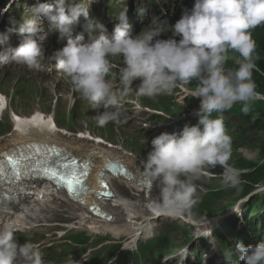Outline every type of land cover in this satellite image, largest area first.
Listing matches in <instances>:
<instances>
[{
  "label": "clouds",
  "instance_id": "obj_1",
  "mask_svg": "<svg viewBox=\"0 0 264 264\" xmlns=\"http://www.w3.org/2000/svg\"><path fill=\"white\" fill-rule=\"evenodd\" d=\"M87 2L38 3L32 9L33 18L15 28L22 37L18 46L5 44L6 38L0 40V44H5L0 48V64L15 62L43 70L46 36L42 22L57 26L61 38L67 37V44L51 58L84 100L97 110L103 109L98 119L100 127L122 122L120 97L129 94L136 80L141 82L139 94L150 98L171 95L178 85L195 80L191 96L200 99V109L195 112L199 123L185 125L181 134L165 132L154 138L153 150L144 161L147 175L152 182H159L160 195L153 200L155 210L158 215L171 218L192 215L199 203L193 177L198 178L204 169L217 165L223 168L225 186L240 188L247 170L229 164L232 137L227 134L223 118L211 116L228 111L237 103L243 104L242 112L247 115L251 102L260 95L253 79L257 44L252 31L264 25V0H196L172 28L173 36L181 37L179 41L155 39L166 31L159 22L133 37L127 8L117 16L119 23L109 35L105 25H95ZM81 16L86 21L85 31L91 32L94 26L99 30L87 43L83 34L74 38L71 35ZM229 51L242 57L235 70L226 68ZM117 56L123 58L122 67L110 59ZM117 74L119 92L114 91L113 83ZM17 231L13 225L0 227V264H44L39 245H20L14 236ZM187 251L183 250L181 264L188 258ZM235 253L244 264H264V241L248 246L241 241ZM231 255L224 256L226 264H231Z\"/></svg>",
  "mask_w": 264,
  "mask_h": 264
},
{
  "label": "bare ground",
  "instance_id": "obj_2",
  "mask_svg": "<svg viewBox=\"0 0 264 264\" xmlns=\"http://www.w3.org/2000/svg\"><path fill=\"white\" fill-rule=\"evenodd\" d=\"M18 2H23L21 0H8L6 3V8H8V12H14L17 11L18 8L15 6ZM46 3L55 2V0H45ZM102 6L105 9H108L109 11L113 13L120 14V8L121 3L117 0H101ZM29 5V9L27 11H24L26 19L33 18L32 17V9L36 6V4L32 2L27 3ZM14 10V11H13ZM7 13V12H6ZM128 14H134L135 11L133 8L129 9ZM16 18L18 16H15ZM10 18V21H7L6 19ZM144 16H138L136 21H131V27L139 26V22L144 20ZM1 25H9L12 21L15 20V18L9 16L8 14L5 15V17L0 19ZM175 25V23H174ZM53 28L56 29L57 26L53 25ZM166 30V29H165ZM256 40V39H254ZM261 43L264 42V39H261ZM264 49V47L260 50ZM257 70V69H256ZM255 70V71H256ZM263 77V75H260ZM114 83V91L120 86L119 81H113ZM47 91L42 93L39 96H36L40 99L39 105L37 107H34L29 98L32 96H24L20 99L19 106L20 109L24 112H21L20 109H18L17 105L7 106L5 108L6 111H18L23 114H29L32 115V113H39V115L44 116V121H46L49 117H55L58 118V116L66 117L69 114L70 106L72 107V97L68 92L61 91L56 88L46 89ZM241 110V109H240ZM125 114L123 113L122 116V124L125 125V127H120V131L112 130L114 132V139L113 140V146H107L104 147L103 150L101 148H96L97 151H101L99 155L97 156H90L86 159L91 160L94 164L91 166L90 174L87 177V186L90 188V190L96 192L100 190V186L98 184V180L107 181V182H114L111 179V176L113 175L114 178H118L119 182L124 183L127 185L125 189V193L127 195V199L123 198L120 195H114L113 198H111L109 201H107L103 208L107 212L111 213L114 216V219L107 222L105 220H98L96 217H93L90 219L86 208L92 204H96L98 199L95 197L94 194H87V197L85 198V204L84 206L79 205L78 203H74L70 201L66 196V191L63 188H57L55 185H53L50 182H46V185L43 187H37L33 190L32 195L27 194L23 199H20L18 201L13 200L12 202L15 203L14 206H12L8 211L2 213L0 211V227H3L5 225H13L17 227L18 229H22L26 225L30 228H34L36 226H43L40 230L44 232H48L50 230V222H53L55 217L58 219L62 216V214H68L71 218L75 219L73 223V228L81 229V230H87L89 232L90 229H98L97 231L102 234H110L111 236H121L123 235L126 237V241H129V244H125V254L123 256H120L119 258H115L116 261L113 262H107V261H99L95 260L94 263L98 264L101 262V264H160L158 262L151 263V256L146 255L145 258L140 259V253H144L148 251V248L145 244L142 242H145L148 239V236L151 233V229L155 230L156 225L154 223H160L164 226L163 223H161V220H163L162 215H158L153 200L156 199L160 195V187L159 182H154L152 186V190L147 189V184H149V179L143 177V173L145 172L144 169V160L140 159L137 163L132 157L128 151V147L121 146L117 142L126 143L131 140V134L133 133V127H128V122L125 121ZM251 120L253 121L252 117ZM242 129L248 130L250 133L253 130L256 131V127H251L248 123H244L240 125ZM94 129H90L87 127H84L80 130L79 134L76 136H71V142L82 145L84 148H90L95 145H97L100 142V137L96 138L95 136L96 132L93 131ZM242 130L238 131L242 138H234L232 136V139H234L236 142L232 143V152L234 147L233 146H239L245 138H247L249 135H247V131ZM31 134L29 136H22L17 132H12L9 136L1 137L0 138V152L5 153L10 148L14 147L16 148L18 145H24L26 143H38V146H51L52 144H56L58 141L57 134L48 132V131H37L35 129L30 130ZM44 138H47L48 140H43ZM95 138V139H93ZM83 139H92V141L89 140H83ZM110 141L105 140L104 143H108ZM95 149L94 147L92 149H86L83 152L88 153L91 150ZM110 152V153H109ZM106 153H109V156H105ZM1 159L3 156H0ZM112 161L110 167V172L102 169L100 170L106 161ZM17 162V160L15 161ZM99 166H97V165ZM128 169L130 172L127 175L125 173V169ZM264 166L262 164L259 168H254L252 166H248V168H244L239 166L240 169H246L248 173L246 175H253L254 170H261V168ZM254 169V170H253ZM253 170V171H252ZM212 171V168H206L204 169L200 175L204 176V183L205 188L202 189L199 184L195 181L193 183L196 184L197 189L200 190V192L204 195L202 197L203 200H219L220 197L228 196V197H234L230 194L235 188L227 187L224 183H220L218 179V174L214 173V175H209V172ZM258 171V172H259ZM101 174L103 176H101ZM127 175V176H126ZM258 175V174H257ZM256 175V176H257ZM253 176V177H256ZM126 177V178H122ZM263 177V176H262ZM106 179V180H104ZM243 180V179H242ZM243 185L248 182L246 180H243ZM255 182V188L257 186V183L262 182V179L256 180ZM141 187V188H140ZM112 187H110L111 189ZM254 188V189H255ZM231 189V190H229ZM248 191L249 194L251 193H257L256 191ZM200 192L197 191L196 197L198 198L200 195ZM129 193V194H128ZM259 193V192H258ZM262 193H264V189L262 190ZM239 197L242 196L241 194L238 195ZM234 200H238L237 198H233ZM256 199V197H253L250 201H243L240 202L241 205L245 206L248 205L246 213H248L250 216L251 207L250 205ZM259 199V198H258ZM239 202V201H238ZM260 204H262L261 199H259ZM100 203V202H99ZM98 203V204H99ZM150 203V204H149ZM63 204H67V206H63ZM237 201L235 202V205H237ZM216 205V204H215ZM234 205V206H235ZM213 208V204H207L206 209ZM222 208H217V210H221ZM236 209V208H235ZM260 210H256L254 216L248 218L250 221V226L248 227L251 230H255L259 232V228L255 226V223H263L264 220V204L258 208ZM238 213L241 211L238 209ZM226 215H222L220 213L218 215L219 219H215L217 222L221 220L226 219L227 217H230L233 214H236L237 211H234L233 209H225ZM223 212V211H222ZM60 215V216H59ZM158 218L159 221H156L155 219ZM167 220H173L176 222V224L180 225L181 223L186 225L188 228L192 229L197 234V239L202 238L205 235L207 237L210 236L209 229L203 228L205 224H207V227H209V221H212L214 217H210L207 221L197 222L196 220L188 217L186 215L185 221L181 218H171V217H164ZM165 221V220H164ZM166 223V222H165ZM213 226H216L217 223L215 221H212ZM71 227V226H69ZM170 230V226H165ZM262 233L264 234V226H262ZM247 228V227H246ZM171 231V230H170ZM90 233V232H89ZM260 233V232H259ZM96 234V233H92ZM98 234V233H97ZM157 234V232H156ZM172 234V231H171ZM158 235V234H157ZM164 235V234H163ZM252 236H254V233H252ZM230 241H227L225 238V246L224 251L220 252H214L212 246L206 242L203 241V249L208 250L209 253H221L222 257L224 258L225 254L229 251H232L236 255V263L234 264H243V261L239 260V255L235 253L236 245L234 244L235 241H237L236 238H229ZM161 243V248L165 251L172 252V246H177V242L171 238V236H165V238H161L157 240ZM264 241V238L259 240L257 244ZM251 244H245V246H248ZM134 250H139V252H134ZM165 251H158L159 256L161 257L163 261V256L166 253ZM91 254V253H90ZM89 254V255H90ZM155 259H157L156 255H152ZM102 257V255L100 256ZM146 258L150 259V262L146 261ZM223 262L224 259H218L214 258V261L217 260ZM169 264H181V261L179 260H172ZM185 264V263H184ZM217 264H224V263H217Z\"/></svg>",
  "mask_w": 264,
  "mask_h": 264
},
{
  "label": "rangeland",
  "instance_id": "obj_3",
  "mask_svg": "<svg viewBox=\"0 0 264 264\" xmlns=\"http://www.w3.org/2000/svg\"><path fill=\"white\" fill-rule=\"evenodd\" d=\"M254 118L259 122V124L264 123V119H258L257 116H254ZM257 127L260 128L258 125L256 126V128ZM253 131H255V130H253ZM262 137H263V133L258 132V133H255V140L254 141H252V142H246L245 140H243V142L239 145L240 147H242V150L239 153L232 152V157L229 160V164L231 166H234V167L238 168V169H240L239 166L244 167V168H248V166H252V167H254L256 169V168H259L262 164H264L263 162L260 163V164H258L256 162H249V163H245V164L238 163L241 160V158H244L243 155H242L243 154L242 152H246V154H254V155L257 156V152L260 149V143L262 142ZM247 138H249V136ZM43 140H46L47 141L48 139L47 138H44ZM211 172L217 173L218 174V179H219V181H221L220 183H224L223 176H222L223 168L221 166L217 165L216 168H214V169L212 168V171ZM246 173H248V172H246ZM244 176H247V175L245 174L242 177H244ZM242 177H241V179H242ZM257 178L262 179V182L257 183V186L254 189V191H256L257 193L258 192L259 193H262V190L264 189V176L262 177V174L260 172H258V175L255 177V181L257 180ZM113 188L116 190L117 193H119L121 195L127 196L126 195L127 192L125 193V189H124L123 185H120L117 182H113ZM241 189H242V187L235 188L232 191V193L233 192H236L238 190H241ZM229 190H231V189H229ZM237 194L238 193L233 194L232 196H234V197L224 196L223 199L221 198L218 201L217 200H208V201H206L205 202V205H207V204H213V208H209L208 210L206 209V206H205V209H206L205 212H207L206 214L208 215V217L209 218L210 217H218V215L222 211H224L225 209H232L233 206L235 205V202L236 201L239 204L240 202H238V200H234L233 199V198H235V196H237ZM240 197H242V196H240ZM261 201L264 204V201L262 199H261ZM260 205L261 204H260L258 198H256L252 202V204L250 205V207H251L250 214H251L252 217L254 216V214L256 212L255 209H258L260 207ZM248 206H249V204L248 205H245V207L243 209H241V211L239 213L237 212L236 214H233V215H231L230 217H227L224 220H220V221L216 222L217 223L216 228H219L220 226L224 225L226 223V221H227L228 218H230L231 221L236 220V219H239V218H244L246 220H249L248 218H246L244 216L245 214H248V213H246ZM218 207L219 208H222V209L221 210H217ZM209 218L202 217L201 220L202 221H207V220H209ZM235 224H237V222ZM259 224L261 226H264V220H263V223H259ZM166 225H168V226L171 227L170 230L172 231V234H170V236H171V238L173 237V239L177 242V245H180L182 243L183 238L185 237L186 233L190 235L187 238V241H191V240L197 239L196 232H194L192 229L188 228L186 225H184L182 223L180 225H178V224H175V223L168 222ZM249 226H250V223L249 222H246V224L244 225V227H247V228ZM229 229H236V227L230 226ZM97 230L98 229L93 228V229H90L89 232L90 233H93L94 232L96 234L97 233H100V231L98 232ZM160 230H169V229L166 228L165 226L161 225ZM171 231H170V233H171ZM157 234H158V232H157ZM229 238H231V240H233L234 237H227L226 238L227 241H230ZM121 241H125V240L122 239ZM92 248H94V245H90L87 249H92ZM63 249H66V248H63ZM206 251H208V250H204V252H206ZM57 254H58V250L55 251V254L53 255V257L56 258V255ZM107 254H108V251L107 250L104 251L101 254L102 255V260L106 259V255ZM111 261H113V260H109L108 262H111ZM58 262L59 263H63V262H60V261H58Z\"/></svg>",
  "mask_w": 264,
  "mask_h": 264
},
{
  "label": "snow or ice",
  "instance_id": "obj_4",
  "mask_svg": "<svg viewBox=\"0 0 264 264\" xmlns=\"http://www.w3.org/2000/svg\"><path fill=\"white\" fill-rule=\"evenodd\" d=\"M2 101H3V98L0 97V109H2L3 107ZM14 119L17 122V130L21 131L22 133H26L27 128L30 126H38V127H41L42 129L46 127L49 131H53V132L55 131V125L52 124L50 121L45 123L44 117L39 114H37L31 120H22L19 117H14ZM42 150H47L48 153L54 154L56 156L60 155V150L56 149L55 146H37L38 153L41 152ZM0 156H2V154H0ZM72 163L78 164L79 162L73 160ZM18 165H19V161H17L16 165H14V169L12 172V176L9 179V183L18 181L21 179V172L18 170ZM63 167L68 168L70 167V165L65 164L63 165ZM42 174L44 176L50 177L53 180V182L57 184V187H63L67 189L69 194H73L76 192L83 193L87 191L86 185H85V182L89 174V167L87 165H84V167L80 170L78 174L76 172H72L70 176L62 174L58 169H55L52 167L45 168ZM4 179H5L4 170L3 168H0V180H4ZM101 183L103 184L105 188L108 187V185L106 183H103V181H101ZM149 186H151V182H149ZM97 195L105 199H110L113 196V193H111L110 191H107L104 193H98ZM96 211L98 212L99 215L103 216L104 218L108 220L113 219V217L110 214L106 212H101L99 208H97Z\"/></svg>",
  "mask_w": 264,
  "mask_h": 264
},
{
  "label": "trees",
  "instance_id": "obj_5",
  "mask_svg": "<svg viewBox=\"0 0 264 264\" xmlns=\"http://www.w3.org/2000/svg\"><path fill=\"white\" fill-rule=\"evenodd\" d=\"M256 65H257V70L254 71V73L259 75L260 79L262 80V81H259V84L262 86V92L264 93V75H263V77L260 76L262 74H261V71L259 70L260 68L264 70V49L259 54V56H258V58L256 60ZM254 129L259 130L260 128L257 127V128H254ZM257 171H259V170H257ZM257 174H258V172L253 173L252 176H256ZM261 174H262V176H264V170L262 171ZM257 180H259V178H257Z\"/></svg>",
  "mask_w": 264,
  "mask_h": 264
},
{
  "label": "water",
  "instance_id": "obj_6",
  "mask_svg": "<svg viewBox=\"0 0 264 264\" xmlns=\"http://www.w3.org/2000/svg\"><path fill=\"white\" fill-rule=\"evenodd\" d=\"M86 189H87V188H86ZM76 193H80V192H76ZM98 193H101V192H99V191L96 192V196H97V198H98V199L103 198V197L98 196V195H97Z\"/></svg>",
  "mask_w": 264,
  "mask_h": 264
}]
</instances>
